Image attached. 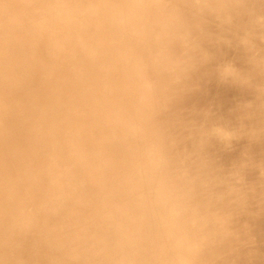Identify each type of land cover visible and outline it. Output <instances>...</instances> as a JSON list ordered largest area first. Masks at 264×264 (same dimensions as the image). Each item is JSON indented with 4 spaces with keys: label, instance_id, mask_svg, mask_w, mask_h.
Masks as SVG:
<instances>
[{
    "label": "clouds",
    "instance_id": "clouds-1",
    "mask_svg": "<svg viewBox=\"0 0 264 264\" xmlns=\"http://www.w3.org/2000/svg\"><path fill=\"white\" fill-rule=\"evenodd\" d=\"M260 221L264 0H0V264H264Z\"/></svg>",
    "mask_w": 264,
    "mask_h": 264
},
{
    "label": "rangeland",
    "instance_id": "rangeland-1",
    "mask_svg": "<svg viewBox=\"0 0 264 264\" xmlns=\"http://www.w3.org/2000/svg\"><path fill=\"white\" fill-rule=\"evenodd\" d=\"M232 94V96H235V97H239L240 95H242L240 92H239V90H233V92L231 93ZM239 150V146H238V149H237V151ZM233 155H235V153L233 154ZM259 228H260V230L262 231V232H264V221H260L259 222Z\"/></svg>",
    "mask_w": 264,
    "mask_h": 264
},
{
    "label": "bare ground",
    "instance_id": "bare-ground-1",
    "mask_svg": "<svg viewBox=\"0 0 264 264\" xmlns=\"http://www.w3.org/2000/svg\"><path fill=\"white\" fill-rule=\"evenodd\" d=\"M233 92V91H232ZM232 95V94H231Z\"/></svg>",
    "mask_w": 264,
    "mask_h": 264
}]
</instances>
